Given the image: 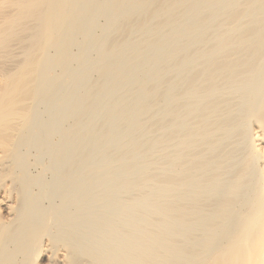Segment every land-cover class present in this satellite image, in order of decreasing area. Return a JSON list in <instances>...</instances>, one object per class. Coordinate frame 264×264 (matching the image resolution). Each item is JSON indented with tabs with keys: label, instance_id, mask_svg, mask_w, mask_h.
Returning <instances> with one entry per match:
<instances>
[{
	"label": "bare ground",
	"instance_id": "6f19581e",
	"mask_svg": "<svg viewBox=\"0 0 264 264\" xmlns=\"http://www.w3.org/2000/svg\"><path fill=\"white\" fill-rule=\"evenodd\" d=\"M0 264H264V0H0Z\"/></svg>",
	"mask_w": 264,
	"mask_h": 264
},
{
	"label": "rangeland",
	"instance_id": "374dc122",
	"mask_svg": "<svg viewBox=\"0 0 264 264\" xmlns=\"http://www.w3.org/2000/svg\"><path fill=\"white\" fill-rule=\"evenodd\" d=\"M104 22H105V19H104V18H101V19L99 20V25H100V24L103 25ZM73 52H74V53L76 52V49H75V48L73 49ZM74 66H75V65H74ZM30 161H31V162L33 161L32 158H30ZM32 173L35 174L36 172H32Z\"/></svg>",
	"mask_w": 264,
	"mask_h": 264
}]
</instances>
